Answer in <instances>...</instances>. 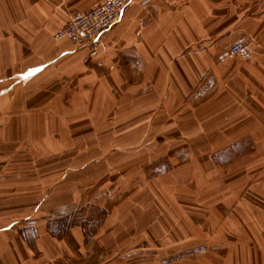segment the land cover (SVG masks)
I'll use <instances>...</instances> for the list:
<instances>
[{"label": "crops", "instance_id": "obj_1", "mask_svg": "<svg viewBox=\"0 0 264 264\" xmlns=\"http://www.w3.org/2000/svg\"><path fill=\"white\" fill-rule=\"evenodd\" d=\"M102 1L0 0V264H111L74 212L27 211L11 138L68 120L84 137L134 141L130 167L146 170L132 190L163 212L149 247L182 248L167 264H264V0H135L86 61L87 47L54 33Z\"/></svg>", "mask_w": 264, "mask_h": 264}, {"label": "rangeland", "instance_id": "obj_2", "mask_svg": "<svg viewBox=\"0 0 264 264\" xmlns=\"http://www.w3.org/2000/svg\"><path fill=\"white\" fill-rule=\"evenodd\" d=\"M65 124V130L60 124L57 135L39 137L27 133L26 136L11 138L14 144L22 145L18 153L11 155H24L21 161L25 162L21 164L25 167L20 171L25 174L27 211L37 212L36 209H40L43 216L52 212V215L60 217L74 212L72 219L86 226L87 235H100L106 241V251L109 255L113 254L111 264L115 258H122L123 264H146L162 258L164 252L165 257L159 264H167V258L173 263L182 251L176 242L165 251L156 246L149 247L152 244L148 241L145 227H152L162 220L163 212H157L153 197L150 202L147 201L145 190L139 188V194L132 190L130 178L145 171L146 163L142 164V169L130 167L134 161L132 156L136 155L131 153V147L134 146L131 137L104 134L84 137L81 125L75 126L76 122L69 120ZM111 126L114 128V122ZM120 129L121 133L133 130L128 125ZM71 130H75L74 136L68 134ZM106 132L110 133L109 130ZM115 145L120 148L116 153L113 151ZM106 150L108 152H104ZM144 156L147 155H139L140 158ZM100 159L103 162H99ZM105 160L112 162L110 165L121 161L118 165L122 168L108 167ZM122 176H126L127 183L121 180L123 185H120L116 178ZM133 192L136 194L132 195ZM111 207L113 216L106 222L110 213L107 210H112ZM155 208V212L151 211ZM179 220L182 221V218L172 217V227ZM170 235L172 239L178 237L176 233Z\"/></svg>", "mask_w": 264, "mask_h": 264}, {"label": "built area", "instance_id": "obj_3", "mask_svg": "<svg viewBox=\"0 0 264 264\" xmlns=\"http://www.w3.org/2000/svg\"><path fill=\"white\" fill-rule=\"evenodd\" d=\"M135 0H103L85 11L76 12L54 33L56 40H68L76 47L88 48V61L96 58L104 48L105 36L122 18ZM242 50L241 44L232 48V54Z\"/></svg>", "mask_w": 264, "mask_h": 264}]
</instances>
